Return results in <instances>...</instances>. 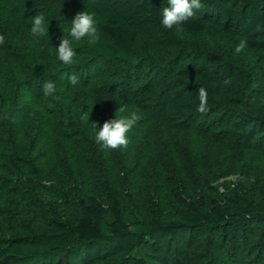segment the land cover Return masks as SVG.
<instances>
[{"label": "trees", "instance_id": "obj_1", "mask_svg": "<svg viewBox=\"0 0 264 264\" xmlns=\"http://www.w3.org/2000/svg\"><path fill=\"white\" fill-rule=\"evenodd\" d=\"M216 2L202 1L204 7L198 11L212 10ZM262 2L249 1L243 16L258 18ZM73 6L74 16L81 11L94 14L99 39L91 44L85 37L83 46L72 43L77 52L72 65L56 58V48L42 46L44 38L67 23L64 18H53L56 10L40 14L45 17L48 34L37 37L25 31L31 26L19 17L4 18L0 7V35L4 36L0 44V223L5 225H0V233H4L0 264L14 260L31 264L38 257L42 258L39 264H45L49 253L101 248L130 235L141 238L225 226L230 213L213 195L212 182L235 174L238 165L223 163L219 151L227 148L233 154L238 138L244 137L250 149L253 135L264 134V95L248 97L249 85L238 81L240 75L229 73L231 63L217 54L210 57L212 67L203 66L184 81L164 84L160 97L154 87L161 84L163 71L143 85L137 84L139 76L137 81L131 76L138 66L131 63L139 35L135 25L154 22L169 41L177 43L176 28L201 33L205 24L187 20L166 29L157 5L126 13L97 12L83 0H73ZM245 41V49L264 48L260 41ZM83 49L127 66L108 68L102 73L107 77L101 78L91 73ZM262 74L264 80V64ZM71 76L78 78L76 85L69 83ZM48 81L56 85L53 96L43 94ZM201 85L208 94L204 114L197 111ZM229 91L239 96L233 101L238 102L237 109L226 102ZM120 107L126 109L122 115L136 112L140 118L127 134L126 149H102L95 135L105 121L115 118ZM231 112L243 121L228 120ZM230 126L246 131H232ZM232 193L227 200L264 229V197H250L238 190ZM134 196L146 204L159 196L163 206L177 207L176 217L141 220L131 208ZM44 199L57 206L49 207ZM8 209L21 217L5 222L3 214ZM27 214L36 217L28 222ZM31 241L40 247L30 249ZM111 245L114 250L109 254L121 255L122 264H147V255L162 264L167 262V255L155 242L149 246L152 251L139 241Z\"/></svg>", "mask_w": 264, "mask_h": 264}, {"label": "rangeland", "instance_id": "obj_2", "mask_svg": "<svg viewBox=\"0 0 264 264\" xmlns=\"http://www.w3.org/2000/svg\"><path fill=\"white\" fill-rule=\"evenodd\" d=\"M88 3L93 10L116 11L126 13L128 11L145 9L149 6L157 5L161 9L168 6V0H83ZM207 1V0H201ZM252 0H217L215 8L207 12L196 11L195 15L189 20L196 21L206 25V30L201 33H194L176 28V36L179 42L169 41L162 33L161 29L154 22H143L135 25L139 31L138 39L132 49L131 63L134 67L131 76L139 80L138 85H143L148 80H154L160 73L161 84L154 87L155 92L160 97L161 87L169 81L186 80L188 75L197 71L201 67L213 66L210 57L217 54L224 60L231 63L232 75H240L241 83L249 85L250 90L246 94L249 96L262 97L264 95V80L262 66L264 64L263 49H243L236 52L238 39H249L260 41L264 45V0H262L260 15L258 18L250 19L243 16V7ZM2 16L4 18L17 19L24 25L31 26L32 18L35 15L57 11L53 16L55 20L66 19L67 23L55 34L44 38L42 46L48 49L59 46L61 39L69 36L71 21L74 18L73 0H38L31 2L29 0H0ZM25 31H30L27 28ZM103 40L107 37L102 34ZM85 38L79 42L84 45ZM198 49L200 50H196ZM201 51V52H199ZM85 60L92 65L91 73L99 75L101 78L107 76L102 74L111 67L126 68L127 64L115 60L108 61L100 58L93 53L86 52ZM165 66V68H163ZM94 74V75H95ZM166 76V77H165ZM136 80V81H137ZM135 83V86L137 85ZM236 90L237 88H233ZM239 97L236 92H230L227 101L231 109L237 107ZM237 109V108H235ZM227 119L234 121H243L237 113L231 112ZM226 125V124H224ZM251 126V123H249ZM254 125V124H253ZM226 127V126H225ZM229 127V125H228ZM227 127V128H228ZM238 127V126H237ZM262 127V126H261ZM232 131L244 132L236 126H230ZM264 131V130H263ZM262 131V132H263ZM248 140L246 137L238 138V149L232 154V151H219L220 160L223 163L233 162L238 165L235 174L223 176L220 180L212 182L215 197L221 200L230 213L229 224L217 228H203L185 230L183 232L164 234L154 233L137 238L134 235L126 239L113 240L111 243L136 241L147 244V249L152 242L162 247V253L167 255L165 264H264V229L256 227L252 221L241 214L240 210L227 200L226 196L233 194L238 190L243 195L250 197H264V154L261 148L264 145V134H254L252 138V148L248 149ZM264 147V146H263ZM219 149H221L219 147ZM218 154V150H216ZM226 152V153H225ZM216 154V155H217ZM235 157H237L235 159ZM237 160V161H236ZM159 196H155L149 204H146L137 196L131 199V208L141 220L152 217H176L177 207L167 208L160 202ZM46 205L54 208L48 199H44ZM177 209V210H175ZM8 213L3 214L4 221L12 220L15 217H21L19 212L14 209H8ZM24 215H22L23 217ZM26 219L31 222L36 215L27 214ZM5 221V222H6ZM14 225V222H11ZM4 227V223H0ZM0 233V245L1 236ZM97 248H86L82 252L71 253L70 251H55L46 256L45 264H122V256L114 253L109 254L113 245ZM30 249L40 247L36 241H31L28 246ZM108 247V248H106ZM103 248V249H102ZM149 251H152L151 249ZM153 253H160L153 250ZM147 264H162V262L151 255H147ZM41 257L36 258L31 264H39ZM120 262V263H119ZM7 264H29L20 263L16 260ZM130 264H132L130 262Z\"/></svg>", "mask_w": 264, "mask_h": 264}, {"label": "clouds", "instance_id": "obj_3", "mask_svg": "<svg viewBox=\"0 0 264 264\" xmlns=\"http://www.w3.org/2000/svg\"><path fill=\"white\" fill-rule=\"evenodd\" d=\"M204 5L201 0H168V6L161 9V24L166 29H172L174 26L182 25L195 15V12L202 9ZM96 18L94 14L88 11H81L77 13L71 21L69 29V36L61 39L58 47H56V58L65 65H72L76 62L77 52L73 48V41H80L85 37L88 38L89 43L95 44L98 42L99 36L96 26ZM30 31L33 35L39 37L48 34V26L45 24V17L43 15H35L32 18V25ZM4 43V36L0 35V44ZM246 41L241 40L236 47V52H241L246 47ZM69 83L76 85L78 78L71 76ZM56 92V85L54 82L48 81L43 85V94L45 96H53ZM207 90L201 85L198 88V108L197 111L204 114L207 113ZM58 100L59 97H56ZM126 109L120 107L115 112V118L107 120L102 127L98 128L95 135V141L106 150L126 149L129 143L128 132L132 129L135 123L139 120L136 112L130 115H122ZM96 127V125L94 124ZM97 128V127H96Z\"/></svg>", "mask_w": 264, "mask_h": 264}]
</instances>
